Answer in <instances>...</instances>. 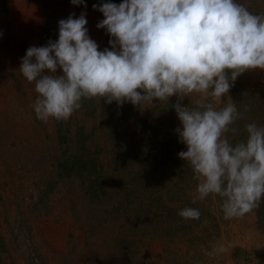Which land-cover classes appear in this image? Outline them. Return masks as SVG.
<instances>
[{
    "label": "rangeland",
    "instance_id": "rangeland-1",
    "mask_svg": "<svg viewBox=\"0 0 264 264\" xmlns=\"http://www.w3.org/2000/svg\"><path fill=\"white\" fill-rule=\"evenodd\" d=\"M122 2L109 3L118 5ZM237 2L254 14L264 15V0ZM103 3V0H84L80 5H74L71 0H0V264H93L97 260L100 261L97 264H169L175 260L179 264H264V232L259 226L258 208L243 218L225 220L218 196L196 200L202 206L211 208V214L217 217L219 223V230L213 228L214 220L207 216L204 223L208 225L206 229L213 233L218 230V234L206 237L205 227L202 231L198 229L202 239L197 247L190 245L188 235L156 236L165 225L163 220L167 212L156 210L155 214L146 216L135 213L134 203L130 209L127 208L129 199L124 195L129 191L121 188L118 192L116 186L119 183L114 179L121 174L122 178L130 180L135 164L128 166V163L135 157H143L126 145H130L134 138L131 133L137 126V117L129 120L126 116L121 118L123 123L118 130L122 135L119 144L122 145L117 147L112 139L102 134L98 112L94 116L84 115L83 112L78 115L80 123L87 125L88 130L97 128L89 142L94 145L93 148L96 145L101 147L98 156L111 175L108 188H112L113 199L89 201L81 191L77 178L57 177L56 159L60 155V145L54 119L47 122L37 119L31 107L38 95L35 84L29 83L19 69L30 47L47 46L50 41H58L59 21L72 14H75L74 18H79L85 13L88 35L98 44V50H112L107 30L97 27L105 17L93 8V5L102 6ZM22 42L28 43L29 47L23 49ZM62 74V69H58L56 75ZM252 91L257 92L255 97ZM262 93L264 70H249L236 79L234 88L231 87L215 106L221 108L228 102L236 104L243 118L237 120L233 127L242 134L247 121L253 123L262 117ZM97 101L102 109L104 99ZM177 101L178 97L173 96L169 102L153 101V104L143 108L135 107L143 116L157 105L164 106L169 111L170 122L182 128L173 107ZM180 103L188 106L190 99L185 97ZM245 105L248 111L244 110ZM76 120L75 114L68 119L74 125ZM147 131L141 130L150 151H155L156 146L161 150L159 141L171 137L164 135L162 130H157V136L152 132L154 130ZM234 135H230L232 140ZM169 148L172 149L171 144ZM119 153H124L125 161L115 168L114 160ZM178 154L172 153L173 156ZM122 165L123 171L120 172ZM51 179L57 180L54 191L39 202L41 192ZM171 184L175 181L172 180ZM197 184L198 181L187 189L192 200ZM146 195L148 193L141 194V199ZM151 221L156 226L149 227ZM119 237L131 241L129 250L135 253L131 260L126 259L123 253L121 256L118 254L123 249H115V241ZM220 246L227 251L211 257L203 252V249L211 251ZM236 247L240 248L237 256L234 253Z\"/></svg>",
    "mask_w": 264,
    "mask_h": 264
},
{
    "label": "clouds",
    "instance_id": "clouds-1",
    "mask_svg": "<svg viewBox=\"0 0 264 264\" xmlns=\"http://www.w3.org/2000/svg\"><path fill=\"white\" fill-rule=\"evenodd\" d=\"M93 8L105 17L97 27L113 38L112 50H98L82 13L59 21L58 41L30 47L22 58L19 71L38 94L31 105L37 119L67 121L85 99L143 108L177 96L173 107L182 128L176 132L187 146L178 155L198 181L193 203L219 196L225 220L258 208L264 200V126L246 124V139L233 143L228 134H236L233 125L242 113L234 102L215 105L241 74L264 70V15L237 0H123ZM185 97L188 106L180 103ZM178 215L198 220L201 212L186 207ZM226 251L203 249L210 257Z\"/></svg>",
    "mask_w": 264,
    "mask_h": 264
},
{
    "label": "trees",
    "instance_id": "trees-1",
    "mask_svg": "<svg viewBox=\"0 0 264 264\" xmlns=\"http://www.w3.org/2000/svg\"><path fill=\"white\" fill-rule=\"evenodd\" d=\"M113 1L117 0H103L104 3ZM108 37L109 41L110 39H113L109 33ZM20 45L23 46V49L29 47L26 42H22ZM232 87L234 88V85ZM251 94L255 97L257 92L252 91ZM263 95L264 94L262 93L261 96ZM97 102V99H85L82 101L81 108L74 113L75 118H77L76 125L68 120L57 121L54 119L56 134L60 145V155L56 159L57 177H61L62 179L71 177L77 178L80 182L81 191L86 197H88L89 201H103L104 199L107 200L109 198L113 199L111 196L112 188H108V179L111 175L109 174V171L104 168L98 156L101 147L100 145H96V147L93 148V144L91 145L89 142V139L94 134V130L97 128L88 130L87 125L80 123L78 115L83 112L84 115L94 116L98 112L97 114H99L98 116L100 117L99 127L103 126L101 131L102 134L109 139H112L117 147L122 145L119 144L122 135L118 130L121 126L120 124L123 123L121 118L126 116V119L129 120L137 117V121L135 122L137 126L134 128V132L131 133L134 138L130 142V145L125 142L124 144L128 147L130 146L132 151H135L137 155L143 157L141 159L135 157L131 161L132 163H128V166L133 163L135 164V167L132 168L133 170L130 174V180L122 178V176H120L121 174L114 179L119 183L116 186L118 192H120L121 188H126L129 191L124 195L126 196V199H129L127 208L130 209L132 206L131 204L134 203L135 207L133 210L135 213L137 215L146 216L149 214H155L154 212L156 210L167 212V215H165L163 220L165 225L164 227H161L156 236L173 237L180 234L183 236L188 235L190 236V245L197 247L199 240L202 239L200 233L197 231L198 229L202 231V227H205L203 230H205L204 235L206 237H211L213 234L217 235L219 230L217 226H219V223L216 220L217 217H214L213 214H211L212 209L202 206L198 201L193 203V200L188 197L187 189L195 186L197 181L193 179V172L188 163L182 160L179 155H172L174 152L180 153L182 150H186L187 146L180 142L179 135L176 132L177 127L172 121L170 122L171 117L168 109L164 106L157 105L152 112L142 116L136 107L130 102H125L120 106L115 101L109 104L104 100L103 103L105 106L103 105L102 109ZM262 103L264 104V96ZM121 112L125 115H121ZM254 122L258 126H264V109L262 110L261 119L254 120ZM242 123L243 121H241V124ZM246 123L248 124V121ZM237 124L240 123L238 122ZM148 128L154 130L152 132L155 136H157V130H162L164 135L171 136L165 141H159L162 151L157 149V146L155 151H150V149H148V142L145 140L146 136H142L143 133L141 132V130L146 132L149 130ZM228 135L233 136L234 134L229 133ZM234 136L232 142L237 143L245 140L247 133L246 131L242 132V134L236 132ZM147 137H149V135H147ZM170 144L172 149L169 148ZM124 161V153L117 154L113 167L117 168L120 164H124ZM123 167L124 165L120 167V172L123 171V169H121ZM43 170L44 169H41V171ZM44 171L47 173L46 170ZM172 180L175 181V184H171ZM56 182L57 180L54 179L49 180L46 184L45 190L41 192L39 202L43 201L45 196H48L50 192L54 191L55 185L57 184ZM164 188H166V191H164ZM146 193H148V195L141 199L140 195ZM167 193L169 194L167 195ZM118 195L119 193H117V196ZM219 199L221 200L220 197ZM122 201L124 202V200ZM186 207L199 209L201 212L200 218L198 220H186L180 217L178 212ZM258 209L259 226L264 232V200H262ZM207 216H210L211 219L213 218V223L216 224V226L215 224L212 226L213 228L217 227L218 229L214 233L209 231V229H206L208 228V225H204ZM141 221L145 222L143 219H141ZM152 225L156 226L153 221L148 224L149 227ZM130 243L131 241L128 240V238L119 237L114 245L117 250H120V248L123 249L118 254L121 256L123 253V256L128 260H131L135 255L133 251L129 250ZM239 251L240 248L236 247L234 251L235 256H237ZM97 262L100 261L97 260L93 264H97ZM169 264H179V262L175 260Z\"/></svg>",
    "mask_w": 264,
    "mask_h": 264
}]
</instances>
